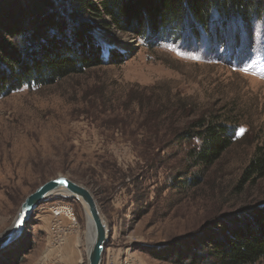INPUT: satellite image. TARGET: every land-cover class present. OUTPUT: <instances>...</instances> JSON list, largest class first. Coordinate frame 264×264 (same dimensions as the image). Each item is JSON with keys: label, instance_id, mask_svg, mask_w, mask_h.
Instances as JSON below:
<instances>
[{"label": "rangeland", "instance_id": "1", "mask_svg": "<svg viewBox=\"0 0 264 264\" xmlns=\"http://www.w3.org/2000/svg\"><path fill=\"white\" fill-rule=\"evenodd\" d=\"M52 4L0 0V55L17 46V21L44 27L53 16L71 25L63 2ZM109 19L87 17L103 65L0 96V235L30 193L65 175L98 201L109 229L103 260L185 264L180 249L264 208V167L243 179L257 150L264 159V12L158 34L121 32ZM116 51L122 60L111 58ZM202 115L236 126L234 144L209 167L194 166L196 140L177 137ZM89 225L79 200L54 192L0 248V264H88Z\"/></svg>", "mask_w": 264, "mask_h": 264}, {"label": "trees", "instance_id": "2", "mask_svg": "<svg viewBox=\"0 0 264 264\" xmlns=\"http://www.w3.org/2000/svg\"><path fill=\"white\" fill-rule=\"evenodd\" d=\"M49 1L52 4V0ZM61 1L71 25L65 18L66 22H61V18L55 19L53 16L47 17L44 27L29 28L23 20L20 23L17 21L11 34L18 39V44L0 55V96L24 85H52L70 75L103 65L100 46L90 43L92 37L88 32L92 22L87 20L88 16H107L110 18L109 24L121 32L145 30L158 34L168 29H178L184 24L193 27L196 23L207 25L213 15L226 20L241 18L250 21L264 12L262 0ZM18 10L21 11V7ZM20 16L24 15L21 13ZM134 16L137 20H134ZM75 25L80 26V31H87L88 37H81L79 29H72ZM224 37L228 38L226 35ZM111 58L122 60L117 51L113 52ZM184 112L183 109L181 116ZM235 127L221 116L202 115L183 123L177 137L183 141L196 140L197 143L190 149L194 166L209 167L234 144ZM263 160L259 149L245 168L243 179L262 170ZM225 230L222 235L215 232L204 236L206 239L197 241L189 252L180 249L179 257L187 259L185 264H254L264 259V208L246 213L238 224H227ZM151 254L156 257L157 253Z\"/></svg>", "mask_w": 264, "mask_h": 264}, {"label": "water", "instance_id": "3", "mask_svg": "<svg viewBox=\"0 0 264 264\" xmlns=\"http://www.w3.org/2000/svg\"><path fill=\"white\" fill-rule=\"evenodd\" d=\"M54 192H65L79 200L83 206H87L94 229V239L89 245L88 264H102L103 253L109 240L108 224L93 192L84 184L65 175L44 182L25 198L13 225L0 235V248L9 245L22 235L36 207Z\"/></svg>", "mask_w": 264, "mask_h": 264}, {"label": "built area", "instance_id": "4", "mask_svg": "<svg viewBox=\"0 0 264 264\" xmlns=\"http://www.w3.org/2000/svg\"><path fill=\"white\" fill-rule=\"evenodd\" d=\"M56 216H60L61 214H63L61 211V209H57L54 211ZM104 259V258H103ZM102 264H139L137 261L130 259L128 257H125L123 260H115V259H111L109 257V260H103Z\"/></svg>", "mask_w": 264, "mask_h": 264}, {"label": "bare ground", "instance_id": "5", "mask_svg": "<svg viewBox=\"0 0 264 264\" xmlns=\"http://www.w3.org/2000/svg\"><path fill=\"white\" fill-rule=\"evenodd\" d=\"M63 208H65L66 212L69 211L70 214H72L74 216V213H73V211L71 209H67V207H63ZM84 210H85V213H86V216H87V219H88V223L90 224L89 225L90 235L92 236V240H93L94 239V229L92 227L91 215H90V212H89V210H88L86 205L84 206ZM73 220H75V217L73 218ZM92 240H91V242H92Z\"/></svg>", "mask_w": 264, "mask_h": 264}]
</instances>
